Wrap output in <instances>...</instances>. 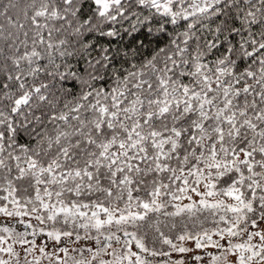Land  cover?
<instances>
[{
	"label": "snow or ice",
	"instance_id": "6c2138e0",
	"mask_svg": "<svg viewBox=\"0 0 264 264\" xmlns=\"http://www.w3.org/2000/svg\"><path fill=\"white\" fill-rule=\"evenodd\" d=\"M0 264H264V0H0Z\"/></svg>",
	"mask_w": 264,
	"mask_h": 264
}]
</instances>
